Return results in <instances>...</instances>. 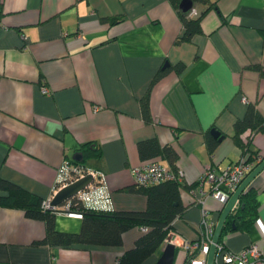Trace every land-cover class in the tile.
<instances>
[{
	"label": "crops",
	"instance_id": "1",
	"mask_svg": "<svg viewBox=\"0 0 264 264\" xmlns=\"http://www.w3.org/2000/svg\"><path fill=\"white\" fill-rule=\"evenodd\" d=\"M210 1L218 11L203 15L202 33L178 44L184 26L171 0H0V177L48 198L59 166L93 141L101 154L86 165L106 173L115 208L143 210L147 195L126 188L136 182L132 168L147 161L138 141L157 137L178 150L191 186L172 231L201 241L204 206L218 222L225 204L201 192L200 176L242 157L235 124L253 103L264 116V74L255 68L264 69V0ZM209 7L195 8L199 15ZM148 90L151 122L141 107ZM212 127L224 138L210 153ZM251 147L264 152V131H254ZM246 188L256 191L258 219L224 233L222 244L239 251L258 243L264 252V168ZM56 227L80 231L82 218L56 213ZM46 231L44 220L0 205V264H115L144 229H129L120 245L71 247L37 243ZM164 245L141 264H155ZM186 255L180 246L174 264Z\"/></svg>",
	"mask_w": 264,
	"mask_h": 264
},
{
	"label": "trees",
	"instance_id": "2",
	"mask_svg": "<svg viewBox=\"0 0 264 264\" xmlns=\"http://www.w3.org/2000/svg\"><path fill=\"white\" fill-rule=\"evenodd\" d=\"M180 13L183 22V34L176 43L190 41L195 34L202 33V17L210 9L216 8L217 2L210 3V0H192L195 8L197 4H209V8L197 16H189V12L180 9L182 0H171ZM113 20L112 24L118 23ZM176 70L181 72L185 65H176ZM264 74L263 67H255ZM166 70H160L152 81V86L160 80ZM150 91L141 99V107L145 121L153 120L150 101ZM254 131H264V116L253 103L243 120H238L235 124L233 138L238 145L243 148L241 158H252L254 153H262L251 147ZM140 156L144 160L158 161L160 158L168 162V166L175 172L181 169L177 165L179 157L178 150L171 144H162L157 137L141 139L137 143ZM207 146L210 153H213L218 146V140L208 132ZM80 150L83 152V161H74L87 164V160L98 157L101 149L93 142L88 141L82 144ZM216 166V165H212ZM184 180L166 179L147 186L135 182L127 186L126 190L139 192L147 195V206L143 210L115 209V210H95L85 208L83 204L74 205L76 209L83 211L82 227L80 231L59 230L56 227V212L43 207L41 196L30 192L26 188L0 177V189L6 194H0V205L17 207L24 209L27 216L41 219L46 222L47 231L42 239L37 243L49 244L53 246L71 247L78 244L97 245H120L123 244V235L126 231L134 227H141L144 232L136 239L134 246L126 249L120 254L115 264H141L148 257L156 253L164 244L167 236L174 228L175 218L182 213V191L190 189ZM232 193V192H231ZM232 195V194H231ZM62 204V203H61ZM259 202L256 191L244 189L239 196L238 204L229 213L226 223L220 235L219 243H223V235L226 232H233L245 229L255 222L257 217ZM233 223L236 225L233 226ZM180 246H177V252ZM197 252L187 249L186 262L191 261Z\"/></svg>",
	"mask_w": 264,
	"mask_h": 264
},
{
	"label": "built area",
	"instance_id": "3",
	"mask_svg": "<svg viewBox=\"0 0 264 264\" xmlns=\"http://www.w3.org/2000/svg\"><path fill=\"white\" fill-rule=\"evenodd\" d=\"M196 14L197 11L194 9L190 13V15ZM43 92L48 93L49 89L44 87ZM244 100H246V98H244ZM263 159L264 155L262 153H254L252 158H240L238 161L224 168L208 165L198 180L201 192L206 196L211 195L226 204L231 194L237 189L243 179ZM132 173L136 182L144 186L166 179H177L182 181L184 178V171L182 169L175 172L170 169L168 165H164L155 160L142 162L134 166L132 168ZM87 175H91L92 180L83 189L79 190L62 204H52L53 197L60 189ZM56 184L57 190L54 194L43 200V207L46 209H50L56 213L63 212L69 216L78 218L83 217V211L74 207V205L76 206L79 203L83 204L85 208L95 210L116 209L112 191L107 184L106 173L100 168L66 158L59 166ZM205 184L209 185V190L204 188ZM192 192L195 193V190H192ZM216 224V220L209 217V210L204 206L201 224L203 227V238L201 241L186 239L177 231L170 232L172 235L171 241L177 246H184L191 252H197V254L191 258V262L186 264L207 263V256ZM167 242L168 240L166 239L165 244ZM224 263L264 264V252L258 243H251L239 251L227 249L224 244L218 243L216 264Z\"/></svg>",
	"mask_w": 264,
	"mask_h": 264
},
{
	"label": "water",
	"instance_id": "4",
	"mask_svg": "<svg viewBox=\"0 0 264 264\" xmlns=\"http://www.w3.org/2000/svg\"><path fill=\"white\" fill-rule=\"evenodd\" d=\"M194 3L192 0H182L180 3V9L183 12H188L192 9ZM169 65L168 62L165 63L163 68H166ZM212 135L217 138L218 140H222L224 138V134H222L221 130L217 127L211 128ZM74 158L80 161H83V152L80 150L75 155ZM264 168V159L253 169L249 172V174L243 179V181L239 184L237 189L232 193L229 200L224 206V209L218 219V222L215 227V231L212 238V243L210 246V250L207 256V263L206 264H216V253H217V246L219 243L220 235L222 233L223 227L226 223L227 217L235 205L239 201V196L242 191L246 188V186L251 182V180L263 170ZM92 180L91 175H87L78 181H75L62 189H60L52 199V204L57 205L65 202L68 198L72 195L76 194L79 190L83 189L90 181ZM233 226L236 225L233 223ZM168 242L165 244L162 253L155 264H174L177 254V245L172 242V235L169 234L167 236Z\"/></svg>",
	"mask_w": 264,
	"mask_h": 264
},
{
	"label": "rangeland",
	"instance_id": "5",
	"mask_svg": "<svg viewBox=\"0 0 264 264\" xmlns=\"http://www.w3.org/2000/svg\"><path fill=\"white\" fill-rule=\"evenodd\" d=\"M193 9L196 10V8L192 7V9H190L189 16H195V15H190V13H191V11H192ZM196 11H197V10H196ZM197 14H198V13H197ZM197 14H196V15H197ZM87 162H89V160H87ZM164 246H165V245H164ZM163 248H164V247H163ZM176 258H177V257H176ZM190 262H191V261H188L187 263H190Z\"/></svg>",
	"mask_w": 264,
	"mask_h": 264
}]
</instances>
